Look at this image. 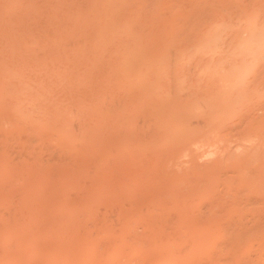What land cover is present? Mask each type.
<instances>
[{"label": "bare ground", "instance_id": "obj_1", "mask_svg": "<svg viewBox=\"0 0 264 264\" xmlns=\"http://www.w3.org/2000/svg\"><path fill=\"white\" fill-rule=\"evenodd\" d=\"M109 242L264 264V0H0V264Z\"/></svg>", "mask_w": 264, "mask_h": 264}, {"label": "rangeland", "instance_id": "obj_2", "mask_svg": "<svg viewBox=\"0 0 264 264\" xmlns=\"http://www.w3.org/2000/svg\"><path fill=\"white\" fill-rule=\"evenodd\" d=\"M93 236H94V235H93ZM109 243H110L111 245H110V244H107V248H105V247H106V244H102V245H104L105 247L103 246L102 249H98V250L101 251L100 253H102L103 251H104V252H107L108 256H109V255H112V256L115 257V255H116V256L118 255L117 259L120 261V263H118L119 261L116 262V260H117L116 258H113V257H110V256H109V258L107 259V255H106V253H105L106 257L104 256V254H103L104 257H103V256H102V257H101V256H100V257H96V256H99V253H98V255L96 254V253L99 252V251H97V249H95L94 247H97V248H98V247H100V246H98V245H89V246H86V248L81 247L82 250H83V252L81 251L80 254H79L78 252H76V251L79 250V252H80V249H81V248H78V250L76 249L77 247L74 248V249H76V250H75V251H72V252H74V254H73V253H72V254L74 255L73 257H75V258H71V257H72V255L70 256L71 251L69 250L70 253L68 252V248H70V247L67 246V248H65L67 251H63V252H61V253H63V256H62V254H61V255L59 254V258H58V254H57V257H56V258H58L59 260H60V258H61L63 261H62V260L59 261L58 259L55 258V259H54V261H55L54 264H56V261H57V260H58V261H57L58 264H59V263H60V264H64V263H65V264H73L72 262H74V264H76L75 262H79V261H84V262H82V263L86 264V262L89 261V257H87V256H88V255H87V254H88V251H87V250H89L88 248H90V250H91V248H92V249H94V252H95V250H96L97 252L94 253L93 250H92L93 253H92V252H89V255H91V256H90V261L92 260V258H94V256H95L96 259L94 258V261H93V260H92V262L89 261V263L87 262V264H90V263H91V264H92V263L95 264V261L98 263L100 259H102V260L105 259V260H104V262H105L104 264H106V263L108 262L109 259H112V261H113V259H114V261L116 262L115 264H121V262H122V264H124V263L127 264V261H126V260L128 259V258H127V257H128V254H129L130 258H131L130 260H128V264H131L132 262H135V259L138 257V256H137V257L135 258V256H134L135 254H137V252L135 251V249H136L137 251L140 250V249L134 248L133 250H134L135 252H134V254H133V253L128 252L129 250H130V251L132 250V247L127 248V246H126V247L123 248V246H122V248H120V249H121V251H122V250H123V251H122V252H119L120 255H121V253H122V255L119 257V253H118V251H120V249H118V248H119L120 246H119V247H118V246L116 247V245H112V242H109ZM108 245H109V246H108ZM87 247H88V248H87ZM70 249L72 250V247H71ZM74 249H73V250H74ZM109 249H110V250H109ZM126 249H127L128 251H127ZM63 250H64V249H63ZM85 250H86V255H87V256H85L86 258L84 257V255H85V253H84ZM90 250H89V251H90ZM102 250H103V251H102ZM107 250H108V251H107ZM114 251H115V254L113 253ZM140 251H141V250H140ZM140 251H139V253H140ZM64 252H65V254H66V252H67L68 255H65ZM75 252H76V253H75ZM104 252H103V253H104ZM109 252H110V254H109ZM124 252H125V254H124ZM131 252H132V251H131ZM112 253H113V254H112ZM116 253H118V254H116ZM139 253H138V255H139ZM75 254H77V255L75 256ZM81 254H82L83 257L80 256ZM94 254H96V255H94ZM123 254H124V255H127V256H124ZM78 256L81 257L82 260H81ZM133 256H134V257H133ZM64 257H65V258H64ZM76 257H78L77 260H76ZM121 257L123 258V260H122V259H119V258H121ZM125 257H126V258H125ZM83 258H84V260H83ZM97 258H99L98 261H97ZM66 259H67L68 262L66 261ZM69 259H70L71 261H70ZM85 259H87V260H85ZM124 259H126V260H124ZM78 260H79V261H78ZM102 260H101V261H102ZM106 260H107V261H106ZM121 260H122V261H121ZM132 260H133V261H132ZM64 261H65V262H64ZM69 261H70V263H69ZM101 261H100V262H101ZM112 261L110 260V262H111L110 264H114ZM131 261H132V262H131ZM137 261H138V258L136 259L135 264H137ZM52 263H53V262H52ZM79 264H80V262H79ZM99 264H100V263H99ZM101 264H103V262H102ZM107 264H109V263H107ZM132 264H133V263H132Z\"/></svg>", "mask_w": 264, "mask_h": 264}]
</instances>
